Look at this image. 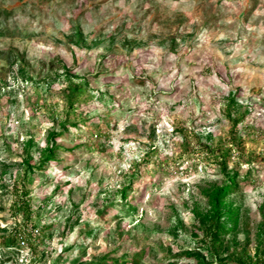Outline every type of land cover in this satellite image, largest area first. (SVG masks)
Segmentation results:
<instances>
[{
  "label": "clouds",
  "instance_id": "9594fccd",
  "mask_svg": "<svg viewBox=\"0 0 264 264\" xmlns=\"http://www.w3.org/2000/svg\"><path fill=\"white\" fill-rule=\"evenodd\" d=\"M0 81V264L264 262V0H0Z\"/></svg>",
  "mask_w": 264,
  "mask_h": 264
},
{
  "label": "trees",
  "instance_id": "16d2710c",
  "mask_svg": "<svg viewBox=\"0 0 264 264\" xmlns=\"http://www.w3.org/2000/svg\"><path fill=\"white\" fill-rule=\"evenodd\" d=\"M55 135H57L56 133H52L50 136H49V147L45 150V155H44V159L41 160V166L46 163L47 159L50 158L51 154L54 152V148L51 147V143H52V140L54 139ZM31 157H29L26 162H25V165H27L28 167V170L31 172L32 171V164H31ZM221 189H216L213 193H211L210 195V201L213 205V208H212V211H210L209 214L205 215L203 217V221L206 225V232L207 234L211 237V240H210V251H215V241L217 239V232L219 230H221V226L219 224V217L221 215L219 209H218V206H217V199L221 193ZM19 211H23L25 213H28L29 215L26 217L28 219H30V209L27 205V203H22L21 207L19 208ZM262 233L259 234V240H261L262 242H264L260 237H261ZM14 244V243H12ZM190 255H193L195 256L196 258H198L201 262H205V258L200 254V253H197V252H194V253H190ZM106 261H107V257H104L98 261H92V264H106ZM33 264H36L35 261H33ZM113 264H118V260H115L113 261ZM137 264V263H136ZM220 264H227V262L225 260H221L220 261ZM238 264H241V262L238 261ZM261 264H264V262H261Z\"/></svg>",
  "mask_w": 264,
  "mask_h": 264
},
{
  "label": "rangeland",
  "instance_id": "374dc122",
  "mask_svg": "<svg viewBox=\"0 0 264 264\" xmlns=\"http://www.w3.org/2000/svg\"><path fill=\"white\" fill-rule=\"evenodd\" d=\"M21 75L22 76H24L25 75V72H24V70L23 69H21ZM0 83H3V81H0ZM52 134V133H51ZM50 134V135H51ZM49 135V136H50ZM48 140H49V138H48ZM50 142V141H49ZM31 146V142H29V147ZM25 152H27V148L25 149ZM43 155H45V151H44V154ZM25 162H26V160L24 161V164H25ZM57 191H59V189H57ZM211 207L213 208V205H212V203H211ZM0 211H3V208H0ZM262 213H264V207H262L261 208V210H260ZM210 213V212H209ZM208 213V214H209ZM104 213L102 212V213H100V215H103ZM70 222V221H69ZM78 222V221H77ZM119 227V226H118ZM0 231H3V232H7V230L6 229H4V230H0ZM260 233H262V235H261V239L264 241V222H261V224H260V231H259V233L257 234V239L259 240V234ZM89 235H91V233H89ZM123 235V233H121V236ZM5 243L6 244H12V243H15V240L14 239H7L6 241H5ZM34 251H35V249H34ZM190 253H194V252H188V253H184V255H187V256H189V257H193V255H190ZM104 257H107L106 255H103V254H101L100 256H94L93 258H92V261H98V260H100V259H102V258H104ZM195 257V256H194ZM198 259V258H197ZM107 260H108V257H107ZM115 260H118V264H121V260H123V264H128V256H127V254H125L122 258H120V259H115ZM115 260H113V261H115ZM135 260H136V263L138 264V261H139V256L137 255V257H135ZM199 260V259H198ZM113 261H112V264H113ZM199 262H200V264H208V262L205 260V262L203 261V262H201L200 260H199ZM57 264H59V262H57ZM75 264H79V262L77 261V262H75Z\"/></svg>",
  "mask_w": 264,
  "mask_h": 264
}]
</instances>
